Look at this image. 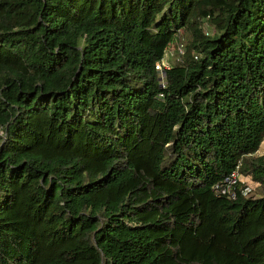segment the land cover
Returning <instances> with one entry per match:
<instances>
[{"label":"trees","instance_id":"trees-1","mask_svg":"<svg viewBox=\"0 0 264 264\" xmlns=\"http://www.w3.org/2000/svg\"><path fill=\"white\" fill-rule=\"evenodd\" d=\"M263 143L264 0H0V264H264Z\"/></svg>","mask_w":264,"mask_h":264},{"label":"built area","instance_id":"built-area-1","mask_svg":"<svg viewBox=\"0 0 264 264\" xmlns=\"http://www.w3.org/2000/svg\"><path fill=\"white\" fill-rule=\"evenodd\" d=\"M179 53H183L182 46L179 48ZM157 71L160 74L161 80H165L166 77V71L171 69V65L167 59V55L165 58L159 62L156 66ZM264 152V143L261 147V150ZM243 182L242 177L239 174V171L233 172L226 180L225 183L222 185L217 186V190L219 193L225 196L235 197L236 196V189L239 185V183Z\"/></svg>","mask_w":264,"mask_h":264},{"label":"rangeland","instance_id":"rangeland-1","mask_svg":"<svg viewBox=\"0 0 264 264\" xmlns=\"http://www.w3.org/2000/svg\"><path fill=\"white\" fill-rule=\"evenodd\" d=\"M204 31L206 32V35L213 36V34L215 33V26L213 24H211L210 22H205L204 23ZM184 37H182V38H184ZM182 41H183L182 44H184V45L187 44V39L184 38V39H182ZM179 42H181V40L180 41L178 40V42H177L178 45H179ZM178 49H179V47H177L175 44L174 47L171 48L167 52V59H168L171 66L176 65L178 62H180L182 60V58L180 59V57H179ZM161 82H164V80L163 81L161 80ZM263 154H264V152L262 151L260 153V155H263ZM242 177H243L242 180L244 182H247V183H244L246 186L245 193L249 196L255 195L256 190H258V184L252 182L250 179H247L244 176H242Z\"/></svg>","mask_w":264,"mask_h":264},{"label":"crops","instance_id":"crops-1","mask_svg":"<svg viewBox=\"0 0 264 264\" xmlns=\"http://www.w3.org/2000/svg\"><path fill=\"white\" fill-rule=\"evenodd\" d=\"M262 151H259V154L261 153Z\"/></svg>","mask_w":264,"mask_h":264}]
</instances>
